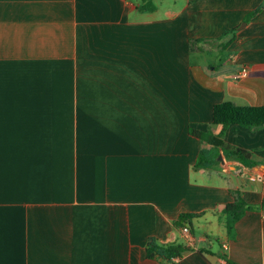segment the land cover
I'll return each instance as SVG.
<instances>
[{"label": "crops", "instance_id": "1", "mask_svg": "<svg viewBox=\"0 0 264 264\" xmlns=\"http://www.w3.org/2000/svg\"><path fill=\"white\" fill-rule=\"evenodd\" d=\"M142 3L0 0V264H264L259 209L233 239L223 214L263 201L264 125L211 124L264 105V0ZM189 128L256 165L194 169ZM150 237L189 249L148 259Z\"/></svg>", "mask_w": 264, "mask_h": 264}, {"label": "trees", "instance_id": "2", "mask_svg": "<svg viewBox=\"0 0 264 264\" xmlns=\"http://www.w3.org/2000/svg\"><path fill=\"white\" fill-rule=\"evenodd\" d=\"M142 1L143 3L140 8L141 10H153L154 5L152 0ZM257 10L247 14L246 19L252 17L257 12ZM234 31V28L224 30L221 37H224L228 34L232 35ZM193 41L200 40H191V43ZM211 124H221L223 126V130L230 125H239L246 129L260 127L264 125V105H235L229 101L216 103L212 107ZM188 132L191 136H194L201 142L209 145V148H201L199 150L196 160L193 164L194 169H209L214 165H217L219 162L216 160V158L220 152L226 160L236 161L247 168H251L256 165V162L253 160L249 150L232 146L223 140V131L219 134H214L209 128L206 130H196L189 128ZM260 207L246 203L239 193L236 192L234 200L226 203L223 208L225 227L228 237L230 239L234 238L235 224L247 211L260 209ZM197 215L198 214L195 213H181L174 221V224L177 227H183L185 222ZM188 249L189 248L176 243L162 244L159 243L155 238L150 237L146 242L145 256L148 259L159 258L170 261L175 257L181 256V254H183Z\"/></svg>", "mask_w": 264, "mask_h": 264}, {"label": "built area", "instance_id": "3", "mask_svg": "<svg viewBox=\"0 0 264 264\" xmlns=\"http://www.w3.org/2000/svg\"><path fill=\"white\" fill-rule=\"evenodd\" d=\"M248 69L247 67H242L238 72H236L234 75H233V78L234 79H240L241 77L245 76L246 73H247ZM263 203H261V207L259 209V212H260V215L262 217V219L264 220V189H263ZM182 232L183 233H188V228L187 226H183L182 228Z\"/></svg>", "mask_w": 264, "mask_h": 264}, {"label": "water", "instance_id": "4", "mask_svg": "<svg viewBox=\"0 0 264 264\" xmlns=\"http://www.w3.org/2000/svg\"><path fill=\"white\" fill-rule=\"evenodd\" d=\"M216 160L218 162H220L221 164H224L225 163L224 158H223V155L221 154V152L218 154Z\"/></svg>", "mask_w": 264, "mask_h": 264}, {"label": "rangeland", "instance_id": "5", "mask_svg": "<svg viewBox=\"0 0 264 264\" xmlns=\"http://www.w3.org/2000/svg\"><path fill=\"white\" fill-rule=\"evenodd\" d=\"M215 247H216V243H215Z\"/></svg>", "mask_w": 264, "mask_h": 264}]
</instances>
